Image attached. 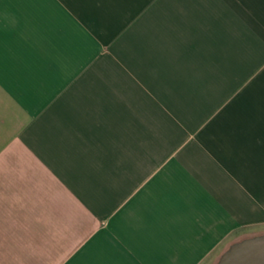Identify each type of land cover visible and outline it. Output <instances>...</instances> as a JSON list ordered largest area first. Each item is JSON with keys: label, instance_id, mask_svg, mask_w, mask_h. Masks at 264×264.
Instances as JSON below:
<instances>
[{"label": "crops", "instance_id": "crops-1", "mask_svg": "<svg viewBox=\"0 0 264 264\" xmlns=\"http://www.w3.org/2000/svg\"><path fill=\"white\" fill-rule=\"evenodd\" d=\"M155 5L0 0V264L202 263L187 235H202L207 184L197 170L193 207L182 205L152 109L123 99L101 67L100 29L153 27ZM248 11L264 20V0ZM263 113L210 116L204 128L241 141L227 155L243 157V186L257 189L245 201L260 214L232 228L264 230Z\"/></svg>", "mask_w": 264, "mask_h": 264}, {"label": "rangeland", "instance_id": "rangeland-1", "mask_svg": "<svg viewBox=\"0 0 264 264\" xmlns=\"http://www.w3.org/2000/svg\"><path fill=\"white\" fill-rule=\"evenodd\" d=\"M213 2L156 0L153 27L100 29L107 82L123 85V99L149 104L156 137L164 133L155 147L170 153L180 199L194 198L197 170L207 184L202 235H187L188 253L194 243L202 248L201 264H216L233 243L264 234L254 224L228 226L232 218L237 224L260 214L245 201L246 190L248 196L257 189L243 186V157L227 155L241 153V141L211 140L204 130L210 116L264 112V20L259 12L248 11L258 0Z\"/></svg>", "mask_w": 264, "mask_h": 264}, {"label": "water", "instance_id": "water-1", "mask_svg": "<svg viewBox=\"0 0 264 264\" xmlns=\"http://www.w3.org/2000/svg\"><path fill=\"white\" fill-rule=\"evenodd\" d=\"M216 264H264V235L233 243Z\"/></svg>", "mask_w": 264, "mask_h": 264}]
</instances>
